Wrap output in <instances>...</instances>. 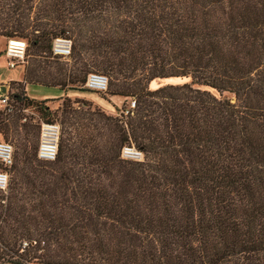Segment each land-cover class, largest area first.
I'll return each mask as SVG.
<instances>
[{"label":"trees","instance_id":"1","mask_svg":"<svg viewBox=\"0 0 264 264\" xmlns=\"http://www.w3.org/2000/svg\"><path fill=\"white\" fill-rule=\"evenodd\" d=\"M0 36L31 58L6 93L19 112L54 121L26 84L76 89L89 72L109 80L89 91L135 101L94 123L65 96L55 160L23 144L0 190V264H264V0H0ZM8 116L3 135L37 133Z\"/></svg>","mask_w":264,"mask_h":264},{"label":"built area","instance_id":"2","mask_svg":"<svg viewBox=\"0 0 264 264\" xmlns=\"http://www.w3.org/2000/svg\"><path fill=\"white\" fill-rule=\"evenodd\" d=\"M72 40L67 35H59L53 38L51 42V55L59 57L62 60L68 59L71 55ZM3 53L6 57L8 67H15L18 64L25 63L26 56V41L19 38H7ZM108 77L101 72H89L86 76L84 87L97 91L105 92L108 87ZM135 106V101L132 99L130 105L123 114H128ZM15 106L7 96L0 95V110L5 114H10L14 111ZM23 113H33L30 107L25 106L22 109ZM26 116H22L21 121H25ZM39 140L37 144L36 156L42 161L55 160L58 152L60 138V124L58 121H45L39 119ZM13 145L4 139L0 138V190L6 192L9 179L10 168L13 165ZM121 157L128 160L140 161L143 159V153L133 145H124L121 149Z\"/></svg>","mask_w":264,"mask_h":264},{"label":"rangeland","instance_id":"3","mask_svg":"<svg viewBox=\"0 0 264 264\" xmlns=\"http://www.w3.org/2000/svg\"><path fill=\"white\" fill-rule=\"evenodd\" d=\"M5 44H6V38L3 36H0V78H8L10 79V81H20V80H13L10 77L12 76L13 78H15L17 75H20V74L23 75L24 67L29 65L31 58L28 56L26 63L23 65H18L15 67H8L7 62H6V57L3 53ZM60 61L64 62L67 68L72 67V64H73L72 59L70 58L65 59V60L61 59ZM178 81H179L178 79L172 80V82H178ZM164 82H165L164 80H158L156 83L162 84ZM7 86L9 87V83H7ZM25 89H26V92H25L26 95L33 97V98H37V100L51 98L49 100H45L44 104L48 107L49 111L54 114L53 119L59 122L61 129L63 128V124L61 122V119L63 118V115L61 113V108L63 105L62 99L65 96L70 97L71 99H75V98L83 99V100L90 102V106H87L81 103L79 104L73 103L72 105L77 110V113L73 115L72 119L83 121L85 117H88V118H92V121L94 123H101V120H99L98 118V114H97L98 112H102V113H105L111 116H118L122 110H125L126 108L129 107L132 101V98L130 97L121 96V98L117 100L118 102L114 103L112 102V100H110V97L106 95L105 93H95L93 91H89L88 89L84 87H78L76 89L67 88L65 95L56 96V97H44L41 99L40 97L42 96V94H46V93L53 94L55 92H59V90L56 87L30 86V85H28V88L25 87ZM89 97H91L93 100H91ZM95 101H99L101 104L99 105ZM28 107H30L33 113L28 114V113L19 112L18 110H16L17 108H15L13 113L9 114L8 118L12 119L14 116H17V115H21V117L26 116V120L25 121L20 120L19 123L26 122V123L33 124L37 131L35 135L31 136L28 140H22L21 139V136H22L21 126L17 127L19 131L18 135L12 134L11 131L8 132V135H3V133H0V138L9 141L13 145V148H14L13 162L16 160L17 156L19 157L23 153L22 148H21L23 147V144L25 145L24 146L25 152L27 154L32 153L34 147H37V144H38V140H39L38 121L39 119H41L40 118L41 116L39 112H37L34 109V107H31V106H28ZM77 116H79L80 118ZM9 123H11V120L9 121ZM36 159L37 158H35V161H33V165L36 162ZM14 176H15V171L13 170V168H10L9 183H11ZM4 264H9V263H4ZM35 264H38V263H35Z\"/></svg>","mask_w":264,"mask_h":264},{"label":"crops","instance_id":"4","mask_svg":"<svg viewBox=\"0 0 264 264\" xmlns=\"http://www.w3.org/2000/svg\"><path fill=\"white\" fill-rule=\"evenodd\" d=\"M22 77H23V75H17L15 78H13L12 76L10 77L11 79H13V80H22ZM9 81H10V79H8V78H0V83H5V84H7V83H9ZM28 85H30V86H41V85H34V84H26V88H28ZM9 88V87H8ZM57 88V87H56ZM58 90H59V92H55V93H53V94H49V93H46V94H42V96L40 97V99L41 98H44V97H56V96H61V95H65V92H66V90H61V89H59V88H57ZM36 91V90H35ZM30 97V96H29ZM110 97V100H112V102H118L117 100H119V98H121V96H118V95H113V96H109ZM33 98V97H32ZM91 100H93L91 97H89ZM35 99H37V98H35ZM39 99V98H38ZM97 104H101L99 101H95ZM99 102V103H98ZM105 106V105H104ZM105 109H106V107H105Z\"/></svg>","mask_w":264,"mask_h":264},{"label":"water","instance_id":"5","mask_svg":"<svg viewBox=\"0 0 264 264\" xmlns=\"http://www.w3.org/2000/svg\"><path fill=\"white\" fill-rule=\"evenodd\" d=\"M8 92V86L5 83H0V95H4Z\"/></svg>","mask_w":264,"mask_h":264}]
</instances>
